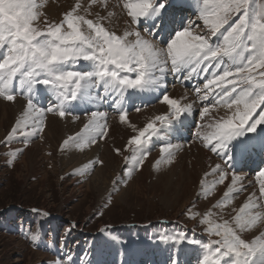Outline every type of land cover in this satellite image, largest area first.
<instances>
[{
  "label": "rangeland",
  "instance_id": "1",
  "mask_svg": "<svg viewBox=\"0 0 264 264\" xmlns=\"http://www.w3.org/2000/svg\"><path fill=\"white\" fill-rule=\"evenodd\" d=\"M42 1L47 0H37V3L40 4ZM111 1H115V4L117 2L118 9L122 14L120 15L126 16L128 25L131 28H137V25L131 24V18L127 17V10L123 8V3L126 0H104L108 4ZM181 1L186 0H167L168 5H166V12L163 13V17L166 16L167 19H170L172 10L177 9L175 8L176 5ZM195 1L198 12L190 16L189 20H181V24L185 23L182 28L190 25L193 34L204 35L208 32V28L204 25L200 15L203 0ZM259 4H264V0H250V5L253 8ZM111 6L113 7V5ZM40 9L38 10L43 14L42 19H46L49 23H59L63 19L64 12L51 17ZM110 9H114V7ZM99 11L101 13V7ZM160 19V17L156 18L158 21ZM237 19L238 15L234 16L229 23L232 24ZM176 20L178 21V19ZM153 23L155 21L148 18L141 21V27ZM34 26L45 27L41 22H37V25ZM227 27L228 25H225V29ZM82 28H86V26H82ZM167 42L162 43L160 41V47H166ZM216 42L217 38L213 37L211 43ZM6 53L7 45L3 50H0V62ZM225 61L227 62V58ZM65 70L93 71V65L91 62L81 59L75 65L69 62V66H66ZM262 71L264 69H257L253 73L257 80L261 79L259 73ZM185 74L182 72L180 78L167 74L164 83L167 86L171 82L173 83L172 88L177 86L187 92V96H191L193 100L191 102L193 111L178 119L180 121L173 120L170 125H161V122H156L157 134L146 145L148 155L142 165L133 166L126 162L124 157L131 158L133 153L131 147L127 146L128 139H125L126 145L123 144L122 147V153L125 155L113 153L115 159L111 162V167L107 169L105 176L99 180L95 176L101 166V151L99 149H96L97 152L91 159V154H82L84 159L80 163H76L70 158V154L65 153L68 145L63 148L61 146L69 137L77 138V134L81 133L87 123L91 111L105 112L107 114L106 124L112 119L119 118L120 112L112 104L113 99L111 97L115 94L109 93L108 96H105L102 85L88 89L83 100L72 102L71 114L65 117L68 119H74L75 116H78L79 119L83 117L84 124L78 128L76 133L67 136L61 143L58 142L56 165L51 164V153H49L48 148L42 147V142H40L43 132L35 136H27V139L25 135L18 133L11 142H5L8 133L15 126L13 125L0 136V264H69V261L65 259L67 256L72 258L71 264H127L128 260L129 264H132L133 255L129 256L126 253L132 247L134 249L140 247V252H136L139 260L142 261L140 264H149V260L153 262L152 264H200L206 251L204 246L208 244L210 239H219L216 236L210 237L207 233V225L202 223L204 215L211 211L213 215L210 219L214 222L223 223L224 220L229 221L231 219V222L229 221L231 224L232 218L239 211L237 209L244 204V197H246L245 202H248L246 201L248 200L247 197L255 194L253 200L264 205V196L260 194V184L264 182V177L259 176V172L264 170V163L254 172L246 173V170H239L233 173L228 169V166L224 165L216 153L210 151V147L204 146L203 137L215 131V124L208 121V115L202 119L199 115L200 110L203 107H208L210 113L212 110L216 111L221 107H226L224 115L228 114L227 119H229L235 116L236 106L233 105L232 108H228L226 105L215 104L211 97L207 101H201L198 98L196 87L198 86L202 90L200 93L202 95L205 79L200 76L194 80L193 76L191 79L193 81L184 80ZM50 88L51 85H36L34 102L40 107L39 100L43 101V109L45 110L49 105L55 106L58 103L55 93L50 91ZM145 88L147 89L145 92L147 96L143 104H132L126 108L123 106L127 110V117L142 111L153 110L156 105L158 107L160 104L166 106L167 109L160 114H150L143 123V127L149 121L154 120L155 116L170 112L168 106L160 102L161 95L155 97L156 94L148 90L149 87L146 86ZM13 89L18 90V93L14 92L16 100L26 104L27 90L20 88L19 76L13 80ZM171 89L166 90L167 94L170 93ZM136 91L138 90L126 91L123 104L129 101L128 95ZM3 101L5 100L0 98V102ZM133 102L135 103V100ZM75 107L77 111H74ZM137 108L139 111L136 110ZM240 108L242 109L243 106L241 105ZM261 109H264V105H261L253 113L250 121L259 118ZM48 116L63 119L55 112L48 113L45 111V121ZM187 125H189V131L184 136L175 138L172 135L170 131L172 127L175 129L181 126L186 129ZM141 127L140 129L143 128ZM30 130L31 126L22 131L27 134ZM197 132L200 133L199 137ZM137 134L138 130L131 136ZM262 139L264 140V127L258 126L256 133H247L245 136L231 141L228 151L232 157L237 156V153L240 156L247 155L248 152L260 150L263 144ZM102 140L103 137H96L95 143H87L84 148L89 149V145L102 142ZM168 143L174 146L171 162H167L166 153L160 152V148ZM192 144L196 147L191 151L194 156L199 151L204 150L212 158L219 161L222 169L227 173L243 175L240 178L242 181L239 179L235 185L236 188L239 187L238 189L242 188V190L232 192L230 202L222 204L220 207H214L218 201L224 199V193L231 187L232 179L227 180L229 187L226 184L222 185L225 180L219 182L221 172L217 171V174H211L212 178L215 176L214 181L211 182V177L206 178V176L200 175L203 177L201 178L196 169L195 171L191 170L185 160L183 163L181 158H177L181 156V151L188 150L189 145ZM69 145L80 150L77 143L70 141ZM84 148H82L83 151ZM247 148L249 151L244 152ZM27 152L30 154L28 155ZM261 152L264 157V150ZM158 161L159 163H157ZM82 166L89 168V172L85 173ZM130 169L131 174L126 176L125 174ZM183 170L194 172L195 177L192 181L185 179V175L182 174ZM180 172L182 173L180 174ZM87 174L93 179V183H88L85 180ZM181 175H184L182 182L185 183L186 181V184L183 185L184 188L182 184H176L177 186L174 185V187L168 186L169 180L173 177H176L175 179L180 178ZM121 191H127L128 194L122 198ZM165 193L168 198L163 197L166 195ZM233 203L236 207L233 206ZM253 211L264 213V207L253 209ZM4 222L8 224L6 228ZM258 223L262 224V222ZM181 232L184 233V239H180ZM32 235L37 236L35 241L31 239ZM165 236H171L174 239L162 240L161 237ZM242 238L244 237L242 236ZM212 247L215 248L217 245H212ZM122 256H129V259L127 260ZM232 258H221V264ZM253 259L259 261V253Z\"/></svg>",
  "mask_w": 264,
  "mask_h": 264
},
{
  "label": "snow or ice",
  "instance_id": "2",
  "mask_svg": "<svg viewBox=\"0 0 264 264\" xmlns=\"http://www.w3.org/2000/svg\"><path fill=\"white\" fill-rule=\"evenodd\" d=\"M92 3H97V0H92ZM166 5L167 0H126L123 8L127 10L131 24L138 27L117 35L99 22L111 17V11L107 12V17L97 13L98 20L94 21L74 15L76 9L73 8L63 14L59 23H49L42 19L43 14L38 9L43 5L37 0H0V50L7 45V53L0 62V98L8 102L16 100L14 92L18 93V90L13 89V80L17 76L20 88L27 90L26 106L5 142H11L18 133L27 139V136L43 132L45 111L55 112L64 118L71 114L72 102L83 100L88 89L102 85L105 96L114 93L111 98L120 112L119 120L126 123L127 110L123 107L126 91L164 86L160 102L167 105L170 112L155 116L127 141L133 155L131 158L125 157L126 162L133 166L142 165L148 155L146 145L157 134L156 122L170 125L173 120L193 111L192 103L181 106L177 99L170 98L166 92L165 76H179L184 72V80H191L193 76H203L205 79L202 95V90L196 87L201 101L211 97L215 104L228 108L236 106L233 118L216 123L215 131L203 137L204 146L210 147V151L228 166L232 159L228 151L231 141L247 133H256L258 126L264 127V109H261L258 119L250 121L253 113L264 105V71L259 73V80L253 75L257 69H264V4L253 8L250 0H203L200 15L208 32L204 35L193 34L190 25L185 26L175 31L166 47H160L157 31L163 29L156 18H163ZM103 7L107 8L108 5L105 3ZM237 15L238 19L230 24V20ZM148 18L155 23L142 28L141 21ZM37 22L45 27L34 26ZM225 25H228L226 29ZM213 37L217 38L216 43H211ZM81 59L91 62L93 71L65 70L69 62L75 65ZM36 85H51L49 90L55 93L58 103L49 105L46 110L39 107L34 102ZM136 110L139 111V108ZM208 114V107H203L199 112L202 119ZM106 115L103 111H91L77 138L69 137L61 147L69 145L70 141L83 147L87 143H95L96 137L106 136ZM74 119L79 117L75 116ZM29 126L31 130L25 134L22 130ZM173 147L168 143L160 148L161 153L167 154V162H171ZM120 151L116 149L118 154ZM217 171L222 173L219 182H223L227 173L220 164L212 169L213 173ZM130 174L131 169L125 175ZM259 176L264 177V170L259 172ZM239 179V176H233L232 186L224 193V199L214 207L230 202V194L242 190L235 187ZM260 194L264 196V182L260 184ZM253 196H249L248 202L239 208L231 224L228 220L214 222L210 219L213 215L211 211L204 215L202 223L207 225V233L219 239H210L204 246L206 251L200 264H221L223 257H234L225 260L224 264H264V231H260L259 235L253 233L250 240L241 235L253 229L258 222L264 223V213L253 211L264 205L253 200ZM31 239L35 241L37 236L32 235ZM161 239L171 240L174 237ZM180 239H184L183 232ZM212 245L217 247L213 248ZM257 253L259 261L253 259ZM65 259L71 264L70 256Z\"/></svg>",
  "mask_w": 264,
  "mask_h": 264
},
{
  "label": "bare ground",
  "instance_id": "3",
  "mask_svg": "<svg viewBox=\"0 0 264 264\" xmlns=\"http://www.w3.org/2000/svg\"><path fill=\"white\" fill-rule=\"evenodd\" d=\"M107 2H104V0H97V3L94 4V3H92V0H47V1L40 2V4L43 5L40 10H43L45 12V14H47L48 16L54 17V16L58 15L60 12L61 13H63V12L65 13L66 11H70L73 8H75L76 9V12L74 13V15H81V16H84L85 18H89V19H93V20H98L97 13L100 12L99 11V8L101 7V10L102 11H101V13H99L100 16L107 17V12L108 11L113 12V15L111 17H109V18H107V19H105L103 21H99V22L102 23L103 26H105L110 31L115 32L117 35H123V32L124 31L129 30L131 28L130 25H128L129 22H127V19H125L126 16H124V15H123L124 17L121 16L122 14H121L120 10L118 9L117 2H116V4H115V1H111V3H109V4ZM105 3H107V5H108L107 8H104L103 7V4H105ZM77 5H79V7H77ZM110 5H113L114 9H110V8H113L112 6L110 7ZM116 6H117V8H115ZM168 95L170 96V98L177 99L182 106L184 104H186V103L193 102L192 97L191 96H187L188 95L187 92H185L184 90H181L177 86L176 87H173ZM25 106H26V104L23 103L20 100H15L14 102H8V101L0 102V136L3 135L5 133V131L8 130L9 127H11V126H13V125L16 124V121L20 118V116L22 114V111H23V109H24ZM166 109H167L166 106H163L162 104L158 105V107L156 105V107L153 110L150 109V110L142 111L140 113H135L133 115H129L127 117V122L126 123H121L120 120H119V118L112 119L110 122L107 123V135L103 137L102 142H99V143H96V144H93V145H89V149L84 148V146L83 147H78V148H80V150L74 148L72 145H68L67 146V150L65 151V153L66 154H70V158L73 159L74 162L80 163L82 161V159H84V158H82V157H84L82 154H88V155L91 154L90 155V159H91L92 156H94V153L97 152L96 149H99L101 151V160L100 161L102 163H101V166L98 168L96 175L94 174L96 176V178L99 180L100 178H102V177L105 176L104 175L105 172L107 171V169L109 167H111L110 166L112 164L111 162H113L114 159H115V157L113 156V153L114 154L117 153L116 152V149H120L121 150L120 153H122L123 144L126 145L125 144V142H126L125 139L126 140L129 139V137L131 136V134H133L137 130H139L140 127L143 125V123L146 121V119L150 116V114L151 115L153 113L160 114L163 111H165ZM224 110H226V107L225 108H222L221 107L220 109H218L216 111L215 110L214 111L212 110L208 114V117H209V120L208 121L210 123H212V124H216L218 122H222L223 119H227L228 118V114H225L224 115V113H225ZM168 111H169V109H168ZM168 111H166V112H168ZM208 117H206V118L208 119ZM46 118L47 119L45 121V126H44V130H43V134H42V136L40 138V142H42V147H46V149L47 148L49 149V153H51V160L49 159L50 162H51V164L52 165H56L57 164L56 163L57 162V157H58L56 151H57V147L59 146L58 144L61 143L62 141H64V139H66L67 136L72 135V133H74V132L76 133V131H78V128H80V126H82L84 124V121H83L84 118L82 117L83 120H82V118L81 119H70V118L68 119L67 117H64L63 119H60V118H56L54 116H51V117L48 116ZM82 148H84V151L82 150ZM195 148L196 147L193 144L192 145H189V149L188 150H185L184 152L181 151L182 152L181 153V156H179L177 158L178 159L181 158V160H182L183 163L187 162V164H189V168L191 170L193 169L195 171V169H196V171L198 172V176L202 175L203 177L206 176V178L207 177L210 178L211 177V174L212 175L213 174L215 175V173L217 174V172L213 173L212 172V169L217 164H220V162L217 161L216 159L212 158L204 150L199 151L198 153H196L197 155L194 156L191 151L194 150ZM187 152H189V154H187ZM27 154L29 155L30 153L27 152ZM122 154H123V156L125 155L124 153H122ZM32 159H34V157H32ZM184 160H185V162H184ZM60 161H61V159H60ZM116 164H117V162H116ZM88 165H91V164L88 163ZM82 167H84V166H82ZM83 169H84L85 173H88L89 172V168H87V167L85 168L84 167ZM189 171L187 172V170L186 171L183 170V173L180 172V174L181 173L184 174L185 175V179L187 178V180H191L192 181L193 180V177H195L194 176L195 174H194V172L192 173V172H189ZM224 172L227 173L226 171H224ZM184 175H181V177L180 178H177V179H175L176 177L175 178L173 177L171 180L168 181V186L170 185V186H173L174 187V185H176V184L177 185L182 184V186L185 185L186 184V181H185V183L182 182ZM219 175H220V173H219ZM233 176L234 175L227 173L224 176L225 182L222 185L226 184V186H228L227 185V182H229V181H227V180L232 179ZM237 176H239L241 178V176H243V175H241V174L239 175L238 174ZM203 177H201V178H203ZM214 177L213 178L212 177L210 178L211 182L214 181V179H215ZM85 180L88 181V183H90V182L93 183L92 182L93 179H91L88 174L86 175V179ZM194 181H195V179H194ZM245 182H246V180H245ZM228 184H230V183H228ZM191 185H193V184H191ZM182 186H180V187H182ZM230 186H232V185H230ZM183 188H184V186H183ZM250 189H248V190H250ZM215 190H216V188H215ZM219 190H221V189H219ZM219 190H218V192H219ZM98 191L102 192L101 190H98ZM175 192H176V190H175ZM245 192H246V190H245ZM121 194H122L121 197L124 198L126 196V194H128V192L127 191H121ZM163 197L164 198H168V195L166 194ZM245 199H246V197L243 198V200H244L243 203H246L245 202ZM169 201H172V200H169ZM246 201H248V200H246ZM169 204H170V202H169ZM235 204H237V203L235 202ZM235 204L233 203V206L236 207ZM163 205H166V204H163ZM197 207L199 208V206H197ZM237 210H239V209H237ZM229 211H230V209H229ZM229 221L231 222V219ZM262 224H264V223H262ZM262 224L257 223V225L253 229H251L249 231H245L241 235L246 240H250L251 238H253V233L255 235H259V232L260 231H264V225L262 226Z\"/></svg>",
  "mask_w": 264,
  "mask_h": 264
}]
</instances>
